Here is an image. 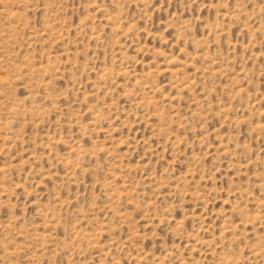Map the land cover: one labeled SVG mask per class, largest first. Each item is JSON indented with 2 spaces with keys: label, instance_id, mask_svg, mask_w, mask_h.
I'll return each instance as SVG.
<instances>
[{
  "label": "rangeland",
  "instance_id": "rangeland-1",
  "mask_svg": "<svg viewBox=\"0 0 264 264\" xmlns=\"http://www.w3.org/2000/svg\"><path fill=\"white\" fill-rule=\"evenodd\" d=\"M0 264H264V0H0Z\"/></svg>",
  "mask_w": 264,
  "mask_h": 264
}]
</instances>
